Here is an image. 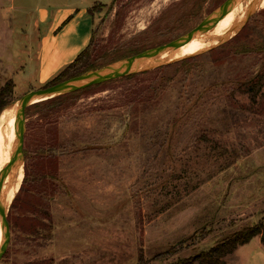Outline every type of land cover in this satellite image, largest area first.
<instances>
[{"label":"rangeland","instance_id":"1","mask_svg":"<svg viewBox=\"0 0 264 264\" xmlns=\"http://www.w3.org/2000/svg\"><path fill=\"white\" fill-rule=\"evenodd\" d=\"M104 1L92 10L89 58L99 69L178 38L224 0ZM246 15L197 54L145 60L129 78L25 113L23 177L5 210L0 264H173L264 217V83L253 105L231 93L264 71V54H236L264 39V6ZM26 34L21 21H0L8 106L43 85L25 67Z\"/></svg>","mask_w":264,"mask_h":264},{"label":"crops","instance_id":"2","mask_svg":"<svg viewBox=\"0 0 264 264\" xmlns=\"http://www.w3.org/2000/svg\"><path fill=\"white\" fill-rule=\"evenodd\" d=\"M104 0H0V21H21L30 36L25 63L37 84H44L88 45L92 22L87 9ZM9 34L12 29L5 28ZM264 263L260 236L223 257L226 264ZM257 261V262H256ZM198 264V263H194Z\"/></svg>","mask_w":264,"mask_h":264},{"label":"trees","instance_id":"3","mask_svg":"<svg viewBox=\"0 0 264 264\" xmlns=\"http://www.w3.org/2000/svg\"><path fill=\"white\" fill-rule=\"evenodd\" d=\"M93 6L87 9V14L88 16H90L92 24H93V17H92ZM246 27L247 26L244 25V27L241 29V31L236 36L231 38L226 43L220 45L218 48L222 49L228 43L237 40L240 37V35H242V33L245 31ZM91 43H92V33H91V37H90L88 45L76 56V58L72 62L64 66L56 75H54L46 83H44L41 88L51 86L53 84L59 83L63 80L72 78L74 76L80 75L88 71L99 69V67L96 66L94 63H92L89 58V51L91 48ZM236 49H237L236 54H248V53L264 54V39L257 40L251 44H242ZM141 51L143 50L131 51V52H128L127 54L133 55ZM126 56L128 55H124L123 57H126ZM113 61L115 60H112L110 62H113ZM131 75L132 74L125 76V77L129 78L131 77ZM263 83H264V71H261L255 74L248 81L239 83L233 90H231V93L232 95L238 93V94L246 96L250 104L253 105L257 103V99L261 93ZM90 87L34 103L28 108H26L25 113H27V111H29L32 107H36L42 104H48L62 97L77 94L85 89H89ZM13 89H14V83L12 80H7L0 87V113L4 108H6L9 104L12 103ZM24 155L26 156L25 151H24ZM221 155H224V151H221ZM209 233L210 232L208 230L200 231L198 235V239L203 240L205 237H207ZM255 236H260V241L262 245L264 246V217L261 220H259L256 224L240 229L239 231H235L231 233L229 236L224 237L221 241L211 246L208 250L201 251L197 255L178 259L173 264H194V263L226 264L223 261V257L231 253L238 245L247 243L251 238ZM139 260H141V257L139 258Z\"/></svg>","mask_w":264,"mask_h":264},{"label":"water","instance_id":"4","mask_svg":"<svg viewBox=\"0 0 264 264\" xmlns=\"http://www.w3.org/2000/svg\"><path fill=\"white\" fill-rule=\"evenodd\" d=\"M237 0H224L212 16L203 20L201 23L196 25L194 28L190 29L185 34L179 36L178 38L167 42L165 44L147 48L141 52L128 56L114 66H108L102 69H97L93 71H88L80 75L68 78L59 83L53 84L48 87L38 88L35 90L28 91L23 94L17 101V111H16V143L12 156L4 166L1 178H0V222L3 228V239L0 246V259L6 250L9 241V224L7 220V211H5L2 201L1 192L4 182V177L8 174L13 167L17 166L22 158V148H23V134H24V121H25V110L30 105L54 98L56 96L64 95L70 92H74L92 85H97L105 83L111 80L122 78L128 76L136 71L140 63L147 60L148 58L154 56L155 54L175 48L182 42H185L194 36L206 31L215 21L222 17L231 5ZM249 19V12L246 15L245 22ZM221 41V40H220ZM38 99V100H36Z\"/></svg>","mask_w":264,"mask_h":264},{"label":"bare ground","instance_id":"5","mask_svg":"<svg viewBox=\"0 0 264 264\" xmlns=\"http://www.w3.org/2000/svg\"><path fill=\"white\" fill-rule=\"evenodd\" d=\"M255 5L260 7L264 6V0H237L231 5L228 11L217 21H215L206 31L185 42H182L175 48L161 51L148 58L146 61H151L152 64L171 62L192 56L209 48L210 46L217 44L220 40H222V38L233 32L239 26L246 12H250L252 7ZM233 26L236 27L229 30L224 35H220L210 44L202 46L224 29ZM142 66L143 65L140 64L139 67ZM16 111L17 103L15 102L12 105L4 108L0 113V133L2 135V139L0 138V178L4 166L12 156V152L16 143ZM22 177L23 169L21 164L13 167L12 170L5 175L1 192V201L5 210L9 201L11 200V197L18 191Z\"/></svg>","mask_w":264,"mask_h":264}]
</instances>
